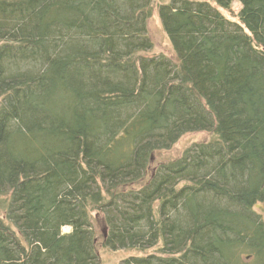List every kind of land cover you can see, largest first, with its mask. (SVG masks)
Masks as SVG:
<instances>
[{
    "label": "trees",
    "instance_id": "trees-1",
    "mask_svg": "<svg viewBox=\"0 0 264 264\" xmlns=\"http://www.w3.org/2000/svg\"><path fill=\"white\" fill-rule=\"evenodd\" d=\"M210 1L159 6L175 65L151 0H0V264H98L92 212L119 264H264V0Z\"/></svg>",
    "mask_w": 264,
    "mask_h": 264
},
{
    "label": "rangeland",
    "instance_id": "rangeland-1",
    "mask_svg": "<svg viewBox=\"0 0 264 264\" xmlns=\"http://www.w3.org/2000/svg\"><path fill=\"white\" fill-rule=\"evenodd\" d=\"M171 0H151L149 9V17L147 20V36L152 44L151 49L148 52L142 53L143 57H163L170 60L173 64L178 65V61L173 52V49L164 34L161 24L158 18V8L162 5H167ZM191 1H204L208 2L213 7L214 4L210 0H191ZM240 5L237 2H233L228 10L218 11L224 16L225 19L238 23V12ZM210 136L206 133L187 134L181 136L175 144L169 149L158 152L155 155L156 165L160 163H169L179 158L183 152L190 146L208 141ZM146 181V180H145ZM255 212L259 214L264 221V204H259L255 208ZM91 226L95 236V254L97 255L98 264H119L124 259L129 257H142L137 252L132 250H120V251H109L103 247V227L104 221L102 217L95 212L91 213ZM70 231L69 228H63L62 234H67Z\"/></svg>",
    "mask_w": 264,
    "mask_h": 264
}]
</instances>
